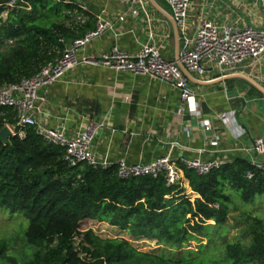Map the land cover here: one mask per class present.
Wrapping results in <instances>:
<instances>
[{
  "label": "trees",
  "instance_id": "trees-1",
  "mask_svg": "<svg viewBox=\"0 0 264 264\" xmlns=\"http://www.w3.org/2000/svg\"><path fill=\"white\" fill-rule=\"evenodd\" d=\"M0 0V87L20 83L61 57L67 43L89 32V21L72 1ZM96 28V27H95ZM65 40V43L61 42ZM0 131L15 124L5 110ZM65 150L47 142L35 128L26 138L0 141V208L27 221L24 243L32 250L4 264H264V215L241 211L264 198V173L235 158L200 175L180 165L199 198L181 195V184L168 186L164 174L121 179L117 165L70 167ZM253 172L251 180L246 178ZM240 212L248 241L231 239L229 216ZM107 224L136 241H154L158 253L144 252L124 238H103L92 227ZM193 242L197 247L188 249Z\"/></svg>",
  "mask_w": 264,
  "mask_h": 264
},
{
  "label": "crops",
  "instance_id": "crops-1",
  "mask_svg": "<svg viewBox=\"0 0 264 264\" xmlns=\"http://www.w3.org/2000/svg\"><path fill=\"white\" fill-rule=\"evenodd\" d=\"M71 1L85 13L88 31L95 29L99 19L112 25L80 56L99 58L113 47L135 55L154 35L164 59L178 61L181 39L171 9L163 0H142L135 14L118 1ZM200 19L237 27L260 28L262 23L260 7L254 0H193L189 24L194 28ZM180 68L197 93L198 115L185 109L180 93L168 83L80 65L53 85L37 116L38 123L48 129H63L67 137L75 136L90 120L103 123L92 151L110 166L121 161L128 166L146 165L164 157L179 167L182 160L195 159L207 163L235 158L260 161L253 152L255 139L264 132V94L256 87L264 89V82L257 73L223 77L209 73L200 77ZM220 113H227L228 120L219 121ZM204 121L211 123V130L205 129ZM182 178L181 195L194 202L199 197L184 175Z\"/></svg>",
  "mask_w": 264,
  "mask_h": 264
},
{
  "label": "built area",
  "instance_id": "built-area-1",
  "mask_svg": "<svg viewBox=\"0 0 264 264\" xmlns=\"http://www.w3.org/2000/svg\"><path fill=\"white\" fill-rule=\"evenodd\" d=\"M6 1V0H2ZM62 1V0H55ZM71 3V0H63ZM118 1L135 14L136 7L143 4L142 0H109ZM171 9L172 16L181 39V50L177 62L164 59L160 48L156 45L154 35L142 46L135 55H129L118 47H113L101 57L80 56L87 46L106 31L112 29L110 22L99 19L94 31L81 38L71 41L61 57L46 64L39 73L20 83L0 87V119L9 109L15 113V124L6 125L11 131V137L20 140L26 138V130L35 128L36 132L47 142L64 148V160L70 167L87 164L92 167L108 168L105 161H99L92 151V142L97 131L104 127L103 123L89 121L83 130L73 137H67L60 128L48 129L38 123L37 116L41 114L43 105L47 102L53 85L59 82L70 70L80 65L101 66L117 73H131L148 76L168 83L181 96L185 109L192 115H198L196 92L193 91L180 67L188 73L204 77L209 73L226 76L240 73H257L260 82H264V0H254L260 7L261 27H237L228 23L218 25L208 19H200L193 28L189 24V13L193 0H163ZM16 0L5 3L13 8ZM3 15V14H2ZM1 15V16H2ZM123 20V16L119 17ZM76 23H84L83 15H78ZM65 43L64 39H61ZM182 112V111H181ZM227 113H220L217 119L221 122L228 120ZM206 130H211L209 121L202 122ZM253 152L261 157L260 161L253 160L252 166L264 173V132L257 137L253 144ZM226 162L207 163L201 160H182L180 165L195 170L200 175H206L211 170L219 168ZM118 176L121 179L151 176L157 178L164 174L168 186L181 184L183 172L169 157L161 158L150 164H135L128 166L124 161L117 164ZM251 180L253 172L246 174Z\"/></svg>",
  "mask_w": 264,
  "mask_h": 264
},
{
  "label": "rangeland",
  "instance_id": "rangeland-1",
  "mask_svg": "<svg viewBox=\"0 0 264 264\" xmlns=\"http://www.w3.org/2000/svg\"><path fill=\"white\" fill-rule=\"evenodd\" d=\"M0 19L6 20L7 14L0 16ZM236 207L241 211L246 209V212L262 217L264 215V198L258 199L255 204L246 208L240 204ZM240 214L241 213L238 211L229 216V219L227 220V225L231 227L229 236L231 239L235 238V236H239V238H243L244 241L247 242L248 238L245 235V226L241 223L242 218ZM27 225V221L21 215H12L8 211L0 208V242H6L8 244V256L23 259L32 253V250L28 249L24 243V231ZM92 228L103 238H124L133 243V245L140 251L158 253L160 248V246H158L154 241L143 240L134 242L128 233L105 224H98ZM196 247L197 244L193 242L189 245L188 249L193 250ZM4 262L5 261H1L0 264H4Z\"/></svg>",
  "mask_w": 264,
  "mask_h": 264
},
{
  "label": "water",
  "instance_id": "water-1",
  "mask_svg": "<svg viewBox=\"0 0 264 264\" xmlns=\"http://www.w3.org/2000/svg\"><path fill=\"white\" fill-rule=\"evenodd\" d=\"M255 85V84H254ZM256 86V85H255ZM258 88V90L264 94V89L258 87V85L256 86ZM11 137V131L9 130L8 127H4L1 131H0V141H2L3 143H9V139Z\"/></svg>",
  "mask_w": 264,
  "mask_h": 264
}]
</instances>
